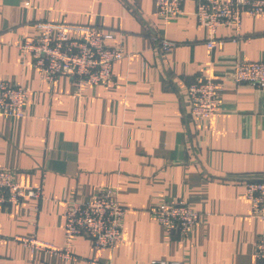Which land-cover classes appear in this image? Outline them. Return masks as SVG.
I'll return each mask as SVG.
<instances>
[{
	"label": "crops",
	"instance_id": "obj_1",
	"mask_svg": "<svg viewBox=\"0 0 264 264\" xmlns=\"http://www.w3.org/2000/svg\"><path fill=\"white\" fill-rule=\"evenodd\" d=\"M155 0H0V81L27 89L24 115L0 112V169L21 185L40 187L0 208V264H264L255 241L264 219L251 213L244 183L264 177V87L232 81L240 60L264 59V14H241L240 29L220 26L221 48L208 51L207 31L192 0L167 20ZM38 21L90 24L113 33L124 56L107 84L44 80L22 49L42 31ZM176 42L159 52L152 36ZM236 37L237 39H233ZM212 79L220 110L189 114L187 85ZM109 187L126 208L122 241L96 249L87 236L65 239L68 202ZM184 199L199 218L182 236L150 214L155 202ZM13 236H34L66 258L31 251Z\"/></svg>",
	"mask_w": 264,
	"mask_h": 264
},
{
	"label": "built area",
	"instance_id": "obj_2",
	"mask_svg": "<svg viewBox=\"0 0 264 264\" xmlns=\"http://www.w3.org/2000/svg\"><path fill=\"white\" fill-rule=\"evenodd\" d=\"M184 1L155 0V13L163 20L179 16L183 13ZM192 1L194 16L207 31L208 51L221 48L224 43L216 35L220 26H232L237 33L243 12L251 15L264 14V0ZM36 25L42 33L32 40H25L21 47L30 54L33 66L44 80L53 82L57 76L67 75L78 87L86 83L99 85L112 81L114 63L124 56L119 45L107 43L114 36L112 32L90 24L38 21ZM152 39L159 52H167L176 45V42L163 36L153 35ZM232 81L236 84L250 83L264 87V59L237 61L233 68ZM187 93L190 102L189 114L193 118L204 120L220 110L218 88L212 79L190 82ZM27 96L26 87L1 80L0 112L13 118L22 117ZM244 186L252 215L264 219V177L248 179ZM40 195V187L21 185L13 179L11 171L0 169V208L23 198H39ZM148 209L168 232L182 236L192 230L199 218L198 212L181 198L158 201ZM125 212L126 208L117 202L109 187L99 190L91 200L70 201L63 212L65 239L83 235L91 240L96 249L112 248L122 241ZM11 239L21 242L32 252L45 250L66 258H75L67 249H61L34 236H13ZM255 256L264 261V235L255 241ZM85 264L111 263L91 257L85 259ZM149 264L180 263L153 259Z\"/></svg>",
	"mask_w": 264,
	"mask_h": 264
}]
</instances>
